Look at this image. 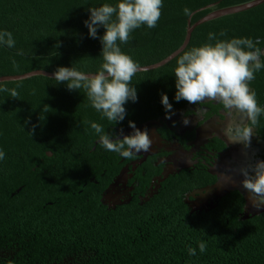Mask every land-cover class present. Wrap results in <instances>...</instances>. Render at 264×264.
<instances>
[{
    "label": "trees",
    "instance_id": "obj_1",
    "mask_svg": "<svg viewBox=\"0 0 264 264\" xmlns=\"http://www.w3.org/2000/svg\"><path fill=\"white\" fill-rule=\"evenodd\" d=\"M248 1L163 0L156 27L142 25L129 43L118 45L140 67L155 64L181 46L189 23L214 9ZM119 2L0 0V32L12 33L15 41L14 48L0 44V76L54 73L58 67L96 74L103 46L89 36L84 22L90 8ZM104 33L100 27L98 37ZM209 33L217 40L248 38L264 49V2L201 23L176 57L138 71L130 85L138 101L124 105L127 115L116 125L91 106L83 88L70 91L66 83L44 75L0 82V151L5 154L0 160V264H264V209L243 218L245 199L238 191L223 195L207 210L192 209L191 193L217 182L201 162L169 174L147 197L151 180L163 167L149 157L129 182L130 200L114 208L102 202L122 167L137 157L105 150L90 122L100 124L106 134H119L130 129L129 121L136 127L161 121L158 134L165 140L177 137L163 121L161 93L174 113L191 114L188 102L175 100L174 70L184 51L216 43L209 41ZM249 88L264 107V69L255 73ZM202 106L210 109L207 116L223 109L213 103ZM254 128L262 144L258 160H264V115ZM186 140L180 139L184 147ZM215 146L223 149V141L216 139ZM200 242L206 243L203 253ZM189 248L196 249L195 256Z\"/></svg>",
    "mask_w": 264,
    "mask_h": 264
},
{
    "label": "clouds",
    "instance_id": "obj_2",
    "mask_svg": "<svg viewBox=\"0 0 264 264\" xmlns=\"http://www.w3.org/2000/svg\"><path fill=\"white\" fill-rule=\"evenodd\" d=\"M162 8L163 0H120L115 6L105 3L101 7L90 8L89 19L84 23L89 30V36L93 39L99 38L103 46L101 68L95 75H86L74 67H58L53 73L54 80L58 84L66 83L70 91L83 88L91 106L109 122L119 124L127 115L124 105L129 101H138L137 90L130 85L140 66L121 51L118 42L129 43L131 33L142 25L149 29L156 27ZM184 14L190 16L192 13L185 8ZM100 27L105 29L102 37H98ZM220 35L226 33L222 32ZM208 39L216 40V43L193 47L178 57L174 70L177 89L175 100H183L193 105H222L225 115L232 117L224 123L223 135L229 143L242 144L248 149L251 147L254 126L259 123L260 116L264 115V107L258 104L256 93L249 88V83L255 79V73L264 69V59H261L264 57V49L257 46L258 41L248 38L217 40L215 33H209ZM0 44L14 48L12 33L0 32ZM59 46L58 44L57 47ZM12 95H16L15 91ZM161 96L165 118L171 119L175 114L173 106L166 94L161 93ZM47 108L45 105L44 110ZM206 114L201 107H197L193 113L197 120L204 118ZM238 116L245 118L247 123L239 122ZM90 123L99 136L101 146L125 158H132L134 154L142 151L148 152L152 147L153 141L148 129L141 131L132 121H129V127L133 131L129 135H124L123 129L119 134H106L100 124ZM183 124H190L187 115ZM121 136L123 139H120ZM4 155L0 151V160L4 159ZM239 173L243 176L241 185L248 192L252 207L259 210L264 206V160L241 167ZM226 179L229 183L233 182L230 176ZM199 250L201 253L205 252L206 243L200 242ZM188 252L190 256L196 255L195 248H189Z\"/></svg>",
    "mask_w": 264,
    "mask_h": 264
},
{
    "label": "flooded vegetation",
    "instance_id": "obj_3",
    "mask_svg": "<svg viewBox=\"0 0 264 264\" xmlns=\"http://www.w3.org/2000/svg\"><path fill=\"white\" fill-rule=\"evenodd\" d=\"M197 107L204 108L207 114L211 113L210 109L207 107L189 104L187 110L191 111V114L187 115L190 120L188 126L183 124V119L186 116L185 111L183 112L181 110L177 112L180 114V117L174 116V118L172 116L168 121L164 118V123L167 124L177 136H173L170 140H165L157 132V127L163 123L161 121L151 122L142 127L144 130L146 129L145 127H149L150 125L154 126L155 132L158 134L159 139L164 145L161 147L152 146L148 152H144L145 156L142 154L143 151L134 154L137 159L132 158L129 163L125 164L119 174L104 191L102 202L105 205L114 208L116 205L130 200L132 197L133 186H130L129 182L134 180L137 168L147 161L149 157H154V165L158 166L162 164L163 167L160 176H155L151 180L147 197L156 192L166 169L178 166L176 168V172H178L181 169L194 167L198 162H201L207 166L211 174L216 176L217 182L206 187L204 190H198L195 193H191L194 196V201L190 203L192 209L201 210L209 204L215 205L221 194H227L231 191H238L244 196L245 204L242 212L243 218H246L249 215H254L264 208V206H261V208L257 210L252 207L248 192L241 185L243 176L239 173L241 167H247L250 164L254 165L258 160V152L262 147L261 142L258 141V136L254 132L251 147L248 149H245L242 144H231L223 135L222 129L225 127L224 123L227 119L230 121L232 117L228 118L225 115L224 110L219 109L218 115L212 114L207 116L206 114L204 118L201 117L200 120H197L193 115ZM237 120L239 122L247 123V120L242 116H238ZM190 134H193V136ZM184 137L187 138L185 142L186 147H184L180 141V139ZM215 138L223 141V149L215 146ZM164 152H167V154L163 155ZM228 176L232 177V183H229L228 181L221 182L222 179H225V177ZM236 179H238L239 182H237L238 180L236 181Z\"/></svg>",
    "mask_w": 264,
    "mask_h": 264
},
{
    "label": "water",
    "instance_id": "obj_4",
    "mask_svg": "<svg viewBox=\"0 0 264 264\" xmlns=\"http://www.w3.org/2000/svg\"><path fill=\"white\" fill-rule=\"evenodd\" d=\"M263 2H264V0H251V1H248V2L236 4V5H233V6L212 10L211 12H209L207 15H205L204 17H202L201 19H199L195 23H193V24L189 23L188 24L185 39H184L183 43L181 44V46L177 50H175L169 56H167L166 58L162 59L161 61H159V62H157L155 64L140 67L139 71H145V70H151V69L158 68V67L166 64L168 61H170L174 57H176L187 46V44H188V42L190 40L191 33H192L193 29L196 26L200 25L201 23H203L205 21H208V20H211V19H214V18H217V17H220V16H224V15H228V14H232V13H237V12H241V11L250 9V8L255 7V6H257V5H259V4L263 3ZM35 75H44V76H48V77H53V73H51V72H47V71H44V70H34V71H30V72H27V73H24V74H20V75L0 76V82L10 81V80L25 79V78H28V77H31V76H35ZM86 75H95V74H86ZM137 128L143 129L142 127H137ZM132 131H133V129L130 128V129H127V130H125L123 132H124V135H129V134L132 133ZM120 138H122V136ZM142 154H143V156H145L144 152H142ZM49 155H50V153H49ZM177 167L178 166H175L174 168L166 169V171L163 174V178H166L169 174H171L173 172H176L177 171L176 170ZM235 178H237V177H235ZM237 180L238 179H236V181ZM226 181H228V180H226V178H225V179H222L221 182H226ZM237 182H239V180ZM223 195H225V193L221 194L219 196V198L222 197ZM213 206H214L213 204H209V205L205 206L204 209L207 210L208 208H211ZM263 209H261V210H263Z\"/></svg>",
    "mask_w": 264,
    "mask_h": 264
},
{
    "label": "rangeland",
    "instance_id": "obj_5",
    "mask_svg": "<svg viewBox=\"0 0 264 264\" xmlns=\"http://www.w3.org/2000/svg\"><path fill=\"white\" fill-rule=\"evenodd\" d=\"M179 115H180V114L175 113V114L172 115V116H173V117H174V116L180 117ZM174 118H175V117H174ZM168 120H169V119H166V121H168ZM145 128L148 129V131H149V136H150V138H151L152 141H153V143H152V146H153V147H156V146L161 147L162 145H164V144H162L161 140L159 139L158 134L155 132L154 126L150 125L149 127H145Z\"/></svg>",
    "mask_w": 264,
    "mask_h": 264
},
{
    "label": "bare ground",
    "instance_id": "obj_6",
    "mask_svg": "<svg viewBox=\"0 0 264 264\" xmlns=\"http://www.w3.org/2000/svg\"><path fill=\"white\" fill-rule=\"evenodd\" d=\"M141 131H143V129H140ZM226 178V177H225Z\"/></svg>",
    "mask_w": 264,
    "mask_h": 264
}]
</instances>
